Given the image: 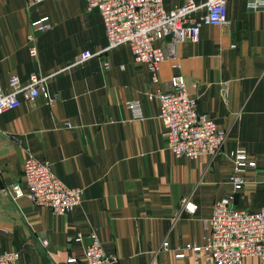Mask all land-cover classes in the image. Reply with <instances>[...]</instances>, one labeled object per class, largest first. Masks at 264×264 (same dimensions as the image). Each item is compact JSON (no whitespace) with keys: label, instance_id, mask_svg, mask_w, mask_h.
<instances>
[{"label":"crops","instance_id":"crops-1","mask_svg":"<svg viewBox=\"0 0 264 264\" xmlns=\"http://www.w3.org/2000/svg\"><path fill=\"white\" fill-rule=\"evenodd\" d=\"M78 1L91 17H66L64 0H43L29 13L26 0H0V87L8 90L12 74L25 82L31 73H55L47 86L56 96L52 105L40 96L22 99L0 115V251H19L18 264H84L83 248L95 231L117 264H212L185 245L203 242L213 203L231 190L229 150L243 147L256 162L241 192L263 200L246 209L264 205V8L249 10L245 0H228L227 22L203 25L197 42L178 44L179 68L164 60L154 83L127 46L103 51L100 15ZM162 1L166 9L183 2ZM41 15L52 28L35 33L37 56L31 57L27 34ZM84 50L101 52L74 65ZM177 72L197 111L228 132L214 157H176L166 148L158 104L146 93L166 90ZM135 100L142 119L127 107ZM28 154L49 161L64 184L81 187V204L56 215L26 197L15 198L11 185L24 187L22 161ZM241 192L235 197L239 208ZM185 197L195 205L193 213L182 209ZM244 264L258 261L249 257Z\"/></svg>","mask_w":264,"mask_h":264},{"label":"built area","instance_id":"built-area-1","mask_svg":"<svg viewBox=\"0 0 264 264\" xmlns=\"http://www.w3.org/2000/svg\"><path fill=\"white\" fill-rule=\"evenodd\" d=\"M42 1L26 0L28 13ZM85 4L87 10H96L101 17L107 40L103 51L127 46L133 61L146 66L154 83L159 81L160 64L164 60L171 61V68H179L175 54L178 44L197 42L203 25L225 24L228 12V0H183L171 9H166L162 0H85ZM245 6L249 10L262 9L264 0H245ZM30 25L28 52L31 57H36L35 33L51 29L52 24L47 16L41 15ZM100 52L84 50L73 64L98 56ZM103 68L108 69V63H103ZM54 74L31 73L25 82L12 74L8 79V90L0 87V115L17 108L22 99L32 101L40 96L52 105L56 96L49 92L47 82ZM146 98L158 104L166 148L174 156L196 159L203 155L214 157L221 152L228 132L211 116L197 111L196 98L190 94L183 74L174 73L167 81L166 90L148 91ZM127 107L134 119L143 118L140 101H129ZM65 126L71 127L69 123ZM226 156L232 164L228 176L231 190L213 203L203 242L199 245L187 243L185 248L196 255L203 254L212 264H244L249 257L264 264V205L250 211L235 204L236 195L245 185L246 173L255 168L256 162L248 157L243 147L229 150ZM22 182L24 187L20 183L11 185L15 198L26 197L34 205L49 208L56 215H64L82 202L81 187L64 184L54 174L49 161L31 154L22 161ZM181 206L189 213L196 209L187 197L182 199ZM81 238L80 234L76 236V240ZM89 239L83 248L84 264L118 263L116 255L105 253L95 231L89 234ZM41 244L46 246L47 239L43 238ZM161 246L166 250L168 242L163 241ZM183 256L182 252L175 253L177 258ZM19 259V251H0V264H18ZM74 261L75 258L68 259V262Z\"/></svg>","mask_w":264,"mask_h":264},{"label":"rangeland","instance_id":"rangeland-1","mask_svg":"<svg viewBox=\"0 0 264 264\" xmlns=\"http://www.w3.org/2000/svg\"><path fill=\"white\" fill-rule=\"evenodd\" d=\"M64 12L66 17H91L84 14V7L78 0H64ZM262 198L255 193L241 192L237 201L241 208L253 210L256 205L262 202Z\"/></svg>","mask_w":264,"mask_h":264}]
</instances>
